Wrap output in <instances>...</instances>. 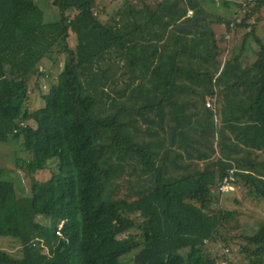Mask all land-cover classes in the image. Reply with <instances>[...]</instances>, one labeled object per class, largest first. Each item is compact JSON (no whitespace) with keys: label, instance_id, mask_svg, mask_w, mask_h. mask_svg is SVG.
Here are the masks:
<instances>
[{"label":"trees","instance_id":"trees-1","mask_svg":"<svg viewBox=\"0 0 264 264\" xmlns=\"http://www.w3.org/2000/svg\"><path fill=\"white\" fill-rule=\"evenodd\" d=\"M17 1L0 0V143L20 142L29 175L57 171L20 198L0 167V238L21 248L0 264H264V221L228 234L240 213L219 203L241 204L219 192L234 169L242 198L264 204V0H221L229 17L209 13L215 0H123L113 14L51 0L58 19L23 32ZM53 57L57 82L30 111Z\"/></svg>","mask_w":264,"mask_h":264},{"label":"rangeland","instance_id":"rangeland-1","mask_svg":"<svg viewBox=\"0 0 264 264\" xmlns=\"http://www.w3.org/2000/svg\"><path fill=\"white\" fill-rule=\"evenodd\" d=\"M123 0H102V6L105 7L109 14H113L114 10L118 6L120 2ZM216 6L209 8V13L212 15H219L229 17L230 12L233 11L234 8L230 10H226L221 3V0H215ZM231 1V0H229ZM236 2H240L243 4V11L247 10L244 4V0H233ZM16 17L19 24L20 31L30 30L34 25V20L38 22H54L58 19L59 12L57 8L52 6L51 0H18L16 5ZM257 17V16H256ZM256 17H253L250 22H256ZM36 21V22H37ZM259 21V20H257ZM257 32L264 39V13L259 22H257ZM213 29L218 33L222 32L221 26L213 25ZM241 35L239 34L238 40L240 41ZM229 38V37H227ZM75 39H72V42ZM230 41V39H229ZM62 65V60L49 58L45 61L40 67V71H43L47 78H31L30 83V99L27 103V108L30 111H34L43 106L42 96L47 93L50 86L57 82V76L60 72ZM4 82L3 76L0 70V91L3 89ZM209 97V96H208ZM207 107V106H206ZM210 109V108H209ZM27 156L23 152L20 147V142L9 139L8 143H0V167L3 169H7L5 176L11 180L14 184L17 195L20 198H29L30 196V187L33 181L37 182H45L48 180L52 173L57 171L56 162H49L48 166L45 170L38 172L33 175H29L24 169L16 168L15 163L16 160H26ZM238 194H237V192ZM232 192L234 197H238L241 200L240 205H236L232 199V197H221L219 199L220 205H222L227 210H236L240 214L236 215L234 218V222L230 221L226 225V233L231 235H248L251 234L253 230H255L261 222L264 221V204H252L250 202L245 201L242 198V194L239 192L237 186H234ZM231 193V192H230ZM43 223V222H42ZM132 233L126 234L127 237H131ZM236 244L232 243L231 248L235 250ZM0 249H3L9 252L14 257L21 256V248L17 241L9 239V238H0ZM133 255V254H132ZM132 255L125 256L121 259L122 264H133L131 262ZM229 259L235 262L236 255L231 253L229 255ZM163 263L168 262L167 259L160 260ZM172 263H180L179 260H176ZM219 264H222L220 262Z\"/></svg>","mask_w":264,"mask_h":264},{"label":"built area","instance_id":"built-area-1","mask_svg":"<svg viewBox=\"0 0 264 264\" xmlns=\"http://www.w3.org/2000/svg\"><path fill=\"white\" fill-rule=\"evenodd\" d=\"M192 16V12H188L187 13V17H191ZM215 101H216V97H212V96H209L206 98V106L207 108H210V109H214V104H215ZM234 169H232L230 171V175L224 179V181L221 183V185L219 186V192L222 193V194H229L230 192H232L233 188H234ZM222 264H229V263H226V262H222Z\"/></svg>","mask_w":264,"mask_h":264},{"label":"water","instance_id":"water-1","mask_svg":"<svg viewBox=\"0 0 264 264\" xmlns=\"http://www.w3.org/2000/svg\"><path fill=\"white\" fill-rule=\"evenodd\" d=\"M194 24L195 22L190 23V24H177L175 28L179 30H186V29L192 30Z\"/></svg>","mask_w":264,"mask_h":264},{"label":"bare ground","instance_id":"bare-ground-1","mask_svg":"<svg viewBox=\"0 0 264 264\" xmlns=\"http://www.w3.org/2000/svg\"><path fill=\"white\" fill-rule=\"evenodd\" d=\"M218 193V192H217ZM222 246V245H221ZM226 255V254H225Z\"/></svg>","mask_w":264,"mask_h":264}]
</instances>
